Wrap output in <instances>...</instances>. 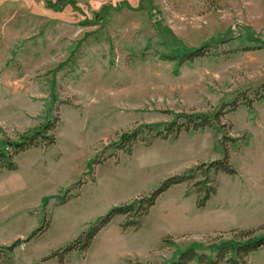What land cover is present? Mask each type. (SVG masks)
Instances as JSON below:
<instances>
[{
	"label": "rangeland",
	"instance_id": "1",
	"mask_svg": "<svg viewBox=\"0 0 264 264\" xmlns=\"http://www.w3.org/2000/svg\"><path fill=\"white\" fill-rule=\"evenodd\" d=\"M207 41L208 55L173 58ZM223 109L212 127L139 141L131 154L116 147L137 125ZM54 118L56 143L0 174L7 264H165L189 245L209 250L232 229L264 226V0H0V148ZM226 146L237 172L210 174L218 187L205 206L194 183L178 184L138 229L118 216L90 249L49 258L112 207L223 158ZM249 261L264 264V249Z\"/></svg>",
	"mask_w": 264,
	"mask_h": 264
},
{
	"label": "trees",
	"instance_id": "2",
	"mask_svg": "<svg viewBox=\"0 0 264 264\" xmlns=\"http://www.w3.org/2000/svg\"><path fill=\"white\" fill-rule=\"evenodd\" d=\"M225 42L227 40H222L219 41V44ZM214 44L216 45V42L207 41L198 47L183 49L173 58L179 60L180 63L193 61L196 58L208 55ZM252 48L260 47L249 46L245 47L244 50ZM227 106L230 108L228 110H235L238 106L237 100L227 103ZM227 106L225 105V107ZM226 112L228 111L223 109L214 114L185 113L178 114L175 119L169 122L140 124L129 131L123 132L118 142H116V147L127 154H131L133 146L139 141H147L149 138V143L151 144L158 138L168 139L172 137L177 139L183 131L204 129L212 127L215 122L220 123L222 116ZM56 126L57 118H54L47 121L45 125L20 135L17 140L4 142L2 148H0V174L2 170L14 171L18 169L15 157L21 152L31 148L48 147L55 144L57 140L54 134ZM223 152V158L221 159L214 160L207 165L203 163L181 174L171 175L162 180L148 195L140 196L128 203L112 207L104 216L99 218L96 224L83 231L72 242L56 250L49 258L58 257L60 261H63L73 251L90 249L98 233L118 216L127 217L121 225L123 229H138L141 226L142 219L156 204L157 199L175 185L194 183L199 188L196 205L197 207L205 206L210 197L216 193L218 187L215 178L212 179L210 174L224 173L234 175L237 172L231 163L230 151L227 146ZM93 162L101 163L98 159ZM199 172H203L204 179L197 181ZM81 185V182H78L73 188L68 189L63 197H58L60 204H64L71 199L72 196L69 193L76 189L79 190ZM48 228V221H44L39 228L32 232L29 239L43 235ZM229 234V237L219 235L213 238L209 242V250L201 248L200 244L189 245L180 250L172 260L165 264H190L193 261L199 264H250L251 255L264 249V226L232 229ZM5 251V248L0 247V264L8 263V256ZM128 264L132 263L129 262Z\"/></svg>",
	"mask_w": 264,
	"mask_h": 264
},
{
	"label": "water",
	"instance_id": "3",
	"mask_svg": "<svg viewBox=\"0 0 264 264\" xmlns=\"http://www.w3.org/2000/svg\"><path fill=\"white\" fill-rule=\"evenodd\" d=\"M20 244H22V240H21V239H17V240L11 245V246L8 247V249H9L10 251H13L14 248H15L16 246L20 245Z\"/></svg>",
	"mask_w": 264,
	"mask_h": 264
}]
</instances>
